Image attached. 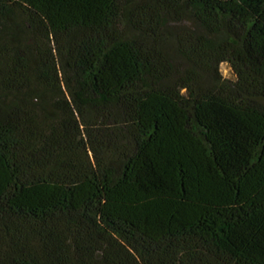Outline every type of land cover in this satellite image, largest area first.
<instances>
[{
	"label": "trees",
	"instance_id": "obj_1",
	"mask_svg": "<svg viewBox=\"0 0 264 264\" xmlns=\"http://www.w3.org/2000/svg\"><path fill=\"white\" fill-rule=\"evenodd\" d=\"M0 264H264V0H0Z\"/></svg>",
	"mask_w": 264,
	"mask_h": 264
},
{
	"label": "rangeland",
	"instance_id": "obj_2",
	"mask_svg": "<svg viewBox=\"0 0 264 264\" xmlns=\"http://www.w3.org/2000/svg\"><path fill=\"white\" fill-rule=\"evenodd\" d=\"M219 70L223 78L230 80V81L233 80L232 72L226 64L220 65Z\"/></svg>",
	"mask_w": 264,
	"mask_h": 264
}]
</instances>
